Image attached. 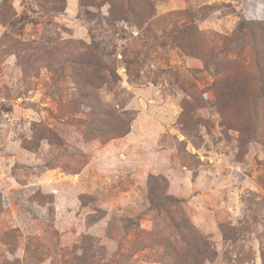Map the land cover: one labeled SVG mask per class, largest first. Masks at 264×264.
<instances>
[{"label":"rangeland","instance_id":"rangeland-1","mask_svg":"<svg viewBox=\"0 0 264 264\" xmlns=\"http://www.w3.org/2000/svg\"><path fill=\"white\" fill-rule=\"evenodd\" d=\"M129 1L0 0V264H264V0Z\"/></svg>","mask_w":264,"mask_h":264},{"label":"trees","instance_id":"trees-1","mask_svg":"<svg viewBox=\"0 0 264 264\" xmlns=\"http://www.w3.org/2000/svg\"><path fill=\"white\" fill-rule=\"evenodd\" d=\"M127 2H126V6H127V10L128 11H130V10H132V7H131V5L129 4V2L132 4V2L131 1H129V0H126ZM49 2H56L57 4H60V5H58L57 7H55V9L54 10H56L57 12H61L63 9H64V7L62 6V3L64 2V0H49ZM254 25H258V23L257 24H254ZM83 62H87V63H90L89 61H83ZM258 68V70L260 71V70H262V68L260 67V66H258L257 67ZM130 225H128V223L124 226V228H128ZM185 228H187V227H185ZM162 260H164L163 258L162 259H160V261H162ZM166 261V260H165ZM167 264H171L168 260H167ZM166 264V263H165Z\"/></svg>","mask_w":264,"mask_h":264}]
</instances>
